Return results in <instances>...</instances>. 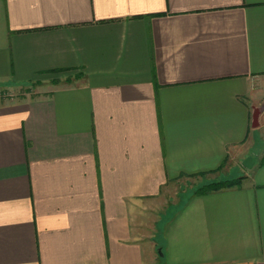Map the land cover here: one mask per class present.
I'll return each mask as SVG.
<instances>
[{
    "label": "crops",
    "instance_id": "crops-1",
    "mask_svg": "<svg viewBox=\"0 0 264 264\" xmlns=\"http://www.w3.org/2000/svg\"><path fill=\"white\" fill-rule=\"evenodd\" d=\"M0 88V264H264V0H0Z\"/></svg>",
    "mask_w": 264,
    "mask_h": 264
},
{
    "label": "trees",
    "instance_id": "trees-1",
    "mask_svg": "<svg viewBox=\"0 0 264 264\" xmlns=\"http://www.w3.org/2000/svg\"><path fill=\"white\" fill-rule=\"evenodd\" d=\"M238 183L237 179H224V180H207L201 182L198 186H196L192 193L194 194H207L213 191L220 190L222 188H227L234 186Z\"/></svg>",
    "mask_w": 264,
    "mask_h": 264
},
{
    "label": "rangeland",
    "instance_id": "rangeland-1",
    "mask_svg": "<svg viewBox=\"0 0 264 264\" xmlns=\"http://www.w3.org/2000/svg\"><path fill=\"white\" fill-rule=\"evenodd\" d=\"M23 92L30 93V94L27 96L26 94L24 95ZM37 94L39 95V93H36V92L34 93V91L29 92V90H27L25 88L21 89L20 91H18V90L16 91L14 89L11 90V89H6V88H0V99H4V98L11 99L12 98V99L22 100V99H25L27 97L35 96ZM189 191L191 192L192 188L189 189ZM159 255H161V254H159ZM157 259L161 261V264H163L162 258H157Z\"/></svg>",
    "mask_w": 264,
    "mask_h": 264
},
{
    "label": "water",
    "instance_id": "water-1",
    "mask_svg": "<svg viewBox=\"0 0 264 264\" xmlns=\"http://www.w3.org/2000/svg\"><path fill=\"white\" fill-rule=\"evenodd\" d=\"M257 120V116H254L253 121ZM159 254H161V252L159 251Z\"/></svg>",
    "mask_w": 264,
    "mask_h": 264
}]
</instances>
